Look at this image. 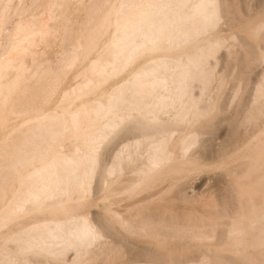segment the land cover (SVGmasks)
<instances>
[{"label": "bare ground", "instance_id": "obj_1", "mask_svg": "<svg viewBox=\"0 0 264 264\" xmlns=\"http://www.w3.org/2000/svg\"><path fill=\"white\" fill-rule=\"evenodd\" d=\"M257 1L0 0V264H264Z\"/></svg>", "mask_w": 264, "mask_h": 264}, {"label": "rangeland", "instance_id": "obj_2", "mask_svg": "<svg viewBox=\"0 0 264 264\" xmlns=\"http://www.w3.org/2000/svg\"><path fill=\"white\" fill-rule=\"evenodd\" d=\"M244 1L249 2V3H251V4H255L257 0H248V1H247V0H244ZM251 1H252V2H251ZM258 2H260V0H258L257 3H258ZM260 68H261V67L259 66V67L255 68L251 73H249L250 76L248 75V77H249V80H250V81L253 80V78L255 77L256 73L260 70ZM199 180H201V179H199ZM199 180L197 181V184H198V183H201ZM201 181H203V180H201Z\"/></svg>", "mask_w": 264, "mask_h": 264}]
</instances>
